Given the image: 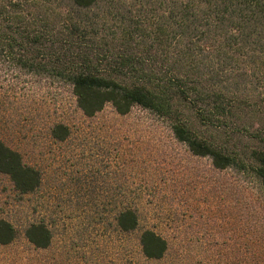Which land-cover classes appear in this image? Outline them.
I'll use <instances>...</instances> for the list:
<instances>
[{
    "label": "trees",
    "instance_id": "obj_1",
    "mask_svg": "<svg viewBox=\"0 0 264 264\" xmlns=\"http://www.w3.org/2000/svg\"><path fill=\"white\" fill-rule=\"evenodd\" d=\"M0 65L13 78L1 123L7 111L24 110L27 89L58 84L88 118L111 106L121 116L140 108L165 119L193 156L251 180L264 198V0H0ZM70 135L62 122L50 126L57 142ZM3 177L22 196L43 182L0 138V186ZM117 222L125 233L137 231L138 210L126 205ZM25 235L40 250L53 241L43 222ZM17 238L0 219V246ZM140 243L151 260L169 249L151 229Z\"/></svg>",
    "mask_w": 264,
    "mask_h": 264
},
{
    "label": "rangeland",
    "instance_id": "obj_2",
    "mask_svg": "<svg viewBox=\"0 0 264 264\" xmlns=\"http://www.w3.org/2000/svg\"><path fill=\"white\" fill-rule=\"evenodd\" d=\"M7 70L0 65L5 107L13 101ZM43 85L27 89L24 110L7 111L0 122V138L43 178L39 191L28 196L2 178L0 219L17 228L18 238L0 246V264H260L264 211L257 207L264 198L251 180L193 156L153 113L136 108L121 116L107 106L88 118L70 89ZM57 122L71 130L66 142L50 136ZM128 204L140 217L132 233L117 222ZM36 222L53 234L46 250L26 238ZM147 229L168 241L161 260L143 254L140 238Z\"/></svg>",
    "mask_w": 264,
    "mask_h": 264
}]
</instances>
